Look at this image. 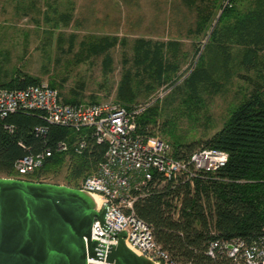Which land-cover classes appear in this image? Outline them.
<instances>
[{"label":"rangeland","instance_id":"obj_1","mask_svg":"<svg viewBox=\"0 0 264 264\" xmlns=\"http://www.w3.org/2000/svg\"><path fill=\"white\" fill-rule=\"evenodd\" d=\"M192 1L195 4L190 5V0H0V78L11 80L22 73L54 83L62 100L90 103L97 99L123 105L120 88L130 74L132 86L139 92L131 106L147 107L139 118L150 108L157 110L155 122L149 125L154 137L173 148L176 143L205 141L247 100L254 88L252 81L264 84V48L258 66L247 69L241 64L249 36L242 40L236 30L231 31L238 14L248 12L251 6L250 0H241L235 4L233 16L219 23L229 52L225 66L223 54L214 56L216 42L212 44L210 37L221 17L222 3L227 6L230 0H219L204 34L196 30L203 0ZM114 39L115 45L94 52ZM141 40L152 46L163 44L166 64L178 66L177 72L169 70L162 85L150 71L156 67L153 63L149 66L151 60L141 64L136 60ZM170 43L180 46H167ZM206 46L207 61L215 64L207 67L220 88L202 85L200 99H193L185 81ZM64 177L62 172L30 179L70 187ZM82 181L70 188L82 191Z\"/></svg>","mask_w":264,"mask_h":264},{"label":"trees","instance_id":"obj_2","mask_svg":"<svg viewBox=\"0 0 264 264\" xmlns=\"http://www.w3.org/2000/svg\"><path fill=\"white\" fill-rule=\"evenodd\" d=\"M221 1V0H220ZM219 0H203L198 8L196 30L206 33L210 27ZM241 0H230V4L223 6L221 17L214 27L210 40L216 42L214 56L224 55L225 66L229 52L224 45L225 35L222 34L219 23L230 19L235 12V4ZM195 4L194 1L189 2ZM248 12L238 14L231 31L243 40L249 36L247 49L243 54L242 65L247 69L258 66L259 54L264 48V0H250ZM230 31V32H231ZM117 41L106 44L94 50L95 53L105 51ZM167 46L180 45L170 43ZM163 44L152 46L141 40L137 46L136 60L139 64L150 61L153 63L150 71L162 85L167 81L169 70L177 72L178 66L166 64ZM154 48V49H152ZM199 57L196 68L190 73L185 84L191 91L193 99L199 98V88L203 85L214 84L209 67L215 64L207 61L206 50ZM201 51L197 49V54ZM210 60V59H209ZM110 59H106V65ZM148 66V67H149ZM133 78L127 74L120 88L119 99L123 106L130 109L138 97L139 92L132 86ZM208 82V83H206ZM253 82L250 96L233 109L222 129L205 141L192 144L176 143L174 154L177 159L188 158L201 149H216L225 151L229 155L226 166L216 173H208L204 178H197L183 184L166 182L163 186V176L153 172V179L142 192L134 204L138 217L153 227L156 241L171 257L181 264H232L224 251H218L213 259L208 255L212 241H228L241 239L248 244L257 241L264 230V84ZM43 82L37 78L17 73L9 82L0 84V88L17 90L40 85ZM206 83V84H205ZM57 89L54 83L49 84ZM215 89V90H216ZM68 104L85 103L82 100L64 97ZM90 103H100L97 99ZM156 108H150L138 119V132L142 135L154 136L149 125L154 123ZM42 112H17L0 121V178H16L19 176L14 169L17 160L29 153H38L46 148L54 149L61 141H67L70 151L55 154L41 169L30 177L40 178L57 175L64 172L65 180L70 187H77L79 183L92 175L103 161L106 145H98L90 130H83L82 136H87L88 147L83 154L75 153L74 144L78 134L70 128L48 125ZM47 127V133H40L37 129ZM135 195H140L135 192ZM178 204H180L179 209ZM178 211V213H177Z\"/></svg>","mask_w":264,"mask_h":264},{"label":"built area","instance_id":"obj_3","mask_svg":"<svg viewBox=\"0 0 264 264\" xmlns=\"http://www.w3.org/2000/svg\"><path fill=\"white\" fill-rule=\"evenodd\" d=\"M146 109L142 106L128 109L111 102L68 104L46 83L17 90L0 88V121L21 111L42 112L48 125L70 128L78 134L74 144L76 154H83L88 147L87 136L81 135L85 129L92 132L98 145H106L103 161L81 184L82 191L101 198V208L97 212L105 211L104 223L95 218L91 231V240L100 246L99 258H88V264H110L106 261L109 250L118 246L123 233L126 236L122 240L129 249L154 263L181 264L156 241L153 227L137 216L134 204L139 196L147 195L142 188L152 181L154 171L164 178L161 186L168 181L193 185L195 179L218 172L228 162V153L216 149H201L188 158L177 159L169 142L138 132L139 116ZM37 130L44 134L48 128ZM69 151L68 142L61 141L54 149L29 153L14 165L15 171L24 179H11L43 183L30 176L55 154ZM179 207L180 204L177 209ZM218 251H224L232 264H264V230L252 244L236 238L212 241L208 255L216 259Z\"/></svg>","mask_w":264,"mask_h":264},{"label":"water","instance_id":"obj_4","mask_svg":"<svg viewBox=\"0 0 264 264\" xmlns=\"http://www.w3.org/2000/svg\"><path fill=\"white\" fill-rule=\"evenodd\" d=\"M95 218L104 223L105 211L97 212L84 191L0 178V264H88L99 258ZM125 236L110 248L108 263L154 264L131 251Z\"/></svg>","mask_w":264,"mask_h":264},{"label":"bare ground","instance_id":"obj_5","mask_svg":"<svg viewBox=\"0 0 264 264\" xmlns=\"http://www.w3.org/2000/svg\"><path fill=\"white\" fill-rule=\"evenodd\" d=\"M84 194H85V197L94 205V207L96 208V210L98 211L100 208H101V198L96 195V194H93V193H88V192H85L84 191ZM131 251H133L137 256L139 257H142L144 258L145 256H143L142 254H140L139 252H137L136 250L134 249H130ZM146 258V257H145ZM148 259V258H147ZM149 260V259H148ZM151 261V260H150ZM153 262V261H152ZM154 263V262H153ZM106 264V263H104ZM154 264H157V263H154Z\"/></svg>","mask_w":264,"mask_h":264},{"label":"crops","instance_id":"obj_6","mask_svg":"<svg viewBox=\"0 0 264 264\" xmlns=\"http://www.w3.org/2000/svg\"><path fill=\"white\" fill-rule=\"evenodd\" d=\"M10 80V78H0V84L6 83Z\"/></svg>","mask_w":264,"mask_h":264}]
</instances>
